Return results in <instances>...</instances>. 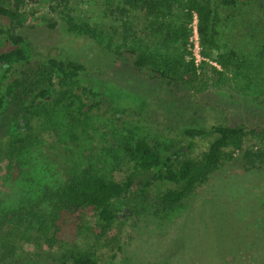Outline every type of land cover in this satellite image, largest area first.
<instances>
[{"label": "rangeland", "instance_id": "374dc122", "mask_svg": "<svg viewBox=\"0 0 264 264\" xmlns=\"http://www.w3.org/2000/svg\"><path fill=\"white\" fill-rule=\"evenodd\" d=\"M189 1L175 3L169 20L172 27L184 18ZM70 6L69 16H62L65 21L60 12H53L48 0L24 6V28L19 34L29 40L33 53L41 59L56 57L84 64L87 71L76 81L81 86L76 91L88 106L97 102L98 107H86L83 114L77 110L79 102L55 112L42 109L28 125L23 123L22 147L11 154L10 118L18 107L9 105L0 123V264H68L71 255L80 250L93 253L101 264H169L173 262L172 250L165 247L169 241H164L171 235L177 246L189 236L194 242L199 238L202 258L213 238L227 234L231 223L242 225L241 215L252 214L255 196L261 191L255 187L264 180H260L264 169L246 175L251 173L242 169L239 160L236 166H223L193 197L211 193L205 203L204 223V214L197 213H204L200 203L191 208L194 226H190V235L183 219L178 218L187 209L186 201L160 219L163 213L157 208V197L174 187L168 182L154 183L143 197L135 191L120 199L117 207H125L109 226L91 209L56 216V195L70 177L86 170L123 180L130 169L122 143L131 138L160 144L165 160L193 142L184 134L186 126L208 131L218 123L243 124L247 128L244 148L264 150V8L256 0H237L233 8L220 7L212 58L201 54L195 31L198 19L193 13L188 44L192 56L185 58L190 63L183 68L186 78L170 89L153 78L149 69L137 67L129 52L137 49L141 54L146 47L164 52L158 45L155 19L139 10L121 11L120 0H70ZM70 20L91 31V37L67 30ZM56 21L62 22L50 28ZM0 24L8 26L1 17ZM12 48L0 36V53ZM182 53L179 46L172 51L176 59ZM219 58H230L232 65L223 68ZM29 75L33 74L25 76ZM55 85L67 89L75 82L62 79ZM83 88L98 95H84ZM213 139L199 136L192 150L186 148L187 156L200 157ZM234 156L238 158L239 153ZM36 214L48 223L42 226ZM23 219L26 222L21 226Z\"/></svg>", "mask_w": 264, "mask_h": 264}, {"label": "trees", "instance_id": "16d2710c", "mask_svg": "<svg viewBox=\"0 0 264 264\" xmlns=\"http://www.w3.org/2000/svg\"><path fill=\"white\" fill-rule=\"evenodd\" d=\"M48 1L53 12H60L61 17L69 16L72 11L70 0ZM34 2L35 0H0V17L8 23L6 28L0 24V36L5 37L13 46L11 50L0 53V123L8 113L11 103H16L18 107V111L10 118L9 135L13 136L10 146L11 154L22 147L23 123L28 125L42 109L55 112L63 107H74L73 105L79 102L77 110L83 114L87 113L86 107H98L97 102L88 106L82 99L83 95L76 91L81 89L80 83L76 81L87 71L84 64L56 57L41 59L33 53V46L29 40L19 34L24 28L25 21L23 20L25 13L22 9ZM120 2L123 12L130 9L139 10L151 20L155 19L153 25H158L155 30L156 37L160 38L158 45H161L164 52H160V49H158L159 52L158 50L153 52L149 47L142 50L141 54L137 49H131L129 52L133 55V61L137 67L149 69L153 73V78L170 89L186 78L187 73L183 71V68L190 63H186L185 58L192 56V53L188 51V44L191 35L189 25L193 20V13H196L198 19L197 31L202 48L201 54L204 58H212V53L217 48L219 9L220 7L233 8L237 4V0H221L220 5L211 0H190L185 7L184 18L178 25L172 27L169 20L173 17L172 10L177 0H120ZM256 2L264 8L261 0ZM61 19L65 21V18ZM62 21L54 22L50 28H56ZM66 25L67 30L75 35L83 36L84 34L89 37L93 34L86 28L75 25L71 20ZM178 46L182 48L183 53L179 59H176L172 51ZM118 54L121 55V53ZM220 58L217 61L223 68L228 69L232 65L230 58L227 61H222ZM191 63L194 65L193 60ZM29 72L33 75L26 77L25 75ZM62 79L75 82L74 87L57 89L55 82ZM83 94L98 95L92 89L86 88H83ZM183 131L185 136L193 142L199 136H212L214 139L200 157L187 156L186 148L190 151L194 146L191 142L187 147L177 149L165 160L162 157L160 144H153L143 137L125 140L122 143V149L130 169L126 177L117 181L90 170L73 175L56 195L55 207L58 213L56 216L60 217L63 213L73 215L91 209L104 225L109 226L117 220L118 211L125 207L123 204L117 207L120 199L135 191L143 194L141 196L143 197L154 183L168 182L174 187L157 197V208L159 213H163V216L159 215L160 219L171 215L186 201L188 203L185 206L186 211L179 213L181 216H177L183 219L182 222L189 230L187 235H190V226H194L191 223L193 220L191 208L200 203L204 213H197L204 214V223L207 220L205 218H207L208 208L205 203L208 197H211L210 193L208 197L201 195L199 199L198 197L194 199L196 191L209 183L212 176L220 172L223 166L226 164L236 166L238 160L243 166L242 169L251 173L246 175H252L254 170L261 171L264 169V150L253 151L244 148L247 128L243 124L230 126L218 123L210 127L208 131L202 130L200 126H186ZM236 153H239L238 158L234 156ZM261 175L263 177L260 180L264 179V174L261 173ZM230 177L243 176L231 175ZM257 188L261 191L255 196L256 205L252 214L241 215L242 225L231 223L226 229L227 234L222 233L216 239L213 238L209 251L206 250L202 258L199 256V238L197 242H194L192 236H189L185 243L177 246L173 243L172 235L169 236L164 241V244L169 241L165 247H168V251L172 250L170 256L173 262L169 264H264V180L257 184L255 189ZM218 189L219 187L217 191ZM212 195H214L213 191ZM20 216L21 214L18 217ZM124 216H128L126 212ZM35 217L42 226L48 223L45 218L41 219L37 214ZM232 217L234 220L235 215ZM233 220L231 219V222ZM25 222L26 220L23 219L20 225H25ZM68 264L101 263L93 253L80 250L71 255Z\"/></svg>", "mask_w": 264, "mask_h": 264}, {"label": "flooded vegetation", "instance_id": "af4514ba", "mask_svg": "<svg viewBox=\"0 0 264 264\" xmlns=\"http://www.w3.org/2000/svg\"><path fill=\"white\" fill-rule=\"evenodd\" d=\"M262 1V3L264 4V0H261Z\"/></svg>", "mask_w": 264, "mask_h": 264}, {"label": "built area", "instance_id": "2783aa9c", "mask_svg": "<svg viewBox=\"0 0 264 264\" xmlns=\"http://www.w3.org/2000/svg\"><path fill=\"white\" fill-rule=\"evenodd\" d=\"M196 31V33H197V30H195Z\"/></svg>", "mask_w": 264, "mask_h": 264}]
</instances>
